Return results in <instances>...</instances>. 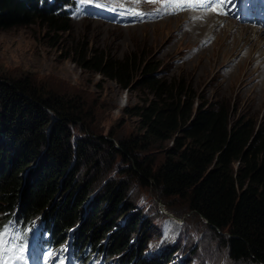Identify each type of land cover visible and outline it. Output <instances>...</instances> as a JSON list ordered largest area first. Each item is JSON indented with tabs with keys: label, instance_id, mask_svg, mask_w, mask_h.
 I'll return each instance as SVG.
<instances>
[{
	"label": "trees",
	"instance_id": "16d2710c",
	"mask_svg": "<svg viewBox=\"0 0 264 264\" xmlns=\"http://www.w3.org/2000/svg\"><path fill=\"white\" fill-rule=\"evenodd\" d=\"M75 4L76 0H0V29L40 20L64 31L69 29L67 6ZM91 53L89 56L80 50L77 64L125 89L131 87L134 74L141 68L140 82L151 98L126 111L140 117L143 132L117 140L95 134L73 143L70 125L82 119L79 103L65 95L44 97L33 82L27 81L24 86L30 91L32 86L34 96H38L35 102L28 98L17 103V97L0 101V117H9L7 126L0 124V137L6 143L4 148L0 146V215L1 225H14L19 236L13 248L21 244L27 248L29 229L42 219L49 234L46 247L59 248L68 232H73L70 250L76 263H86L94 253H101L105 261L117 257V264L172 261L175 247L171 250L169 245L156 258L143 256L146 239L133 238L141 217L132 212L127 217L119 215L124 204L129 211L136 208L134 203H124L126 182L118 186L112 183L99 200L93 197L92 212L83 219L90 180L98 177L78 184L60 181L72 167L77 165L78 172L80 164L89 161L97 174L96 156H102L103 161L120 157L141 185L153 187L163 199L180 197L210 229L224 233L233 260L264 264V126L251 114L231 111L221 104L206 107L198 103L195 107V97L183 80L162 78L156 72L157 65L148 62L143 66L136 52L122 59L103 50ZM166 141L172 144L163 148L162 160L152 154L141 156L156 145L163 147ZM10 144L22 151L14 156V164L10 163ZM40 155L45 164L26 180V167ZM63 188L67 195L58 202L56 194Z\"/></svg>",
	"mask_w": 264,
	"mask_h": 264
},
{
	"label": "rangeland",
	"instance_id": "374dc122",
	"mask_svg": "<svg viewBox=\"0 0 264 264\" xmlns=\"http://www.w3.org/2000/svg\"><path fill=\"white\" fill-rule=\"evenodd\" d=\"M165 2L166 0H139V3L133 4L131 0H91V3L85 6L80 0H76L75 6H67L70 11L67 30H55L40 20L12 29H0V101H13L17 97V103L27 101L28 98H33L29 102H35L38 96H34V88L29 87L30 91L24 86L33 82L37 91L44 97L51 94L65 95L67 100L80 104L83 110L82 119L70 125L73 143L95 134L113 136L116 140L134 138L143 132L141 119L126 110L148 103L151 98L148 89L140 82L141 68L134 74L135 80L131 87L125 89L111 78L91 69L81 68L76 60L80 58V50L89 56L93 50H103L120 59L136 52L143 66L148 62L156 64V72L162 78L183 80L195 97V107L198 103L206 104V107L221 104L229 107L231 111L251 114L253 120L264 126V93H257L251 85L253 83L249 82L251 78L245 80V77L237 72L228 75L233 68L232 64L225 66L227 62L220 64L217 59L216 53L224 50L223 37L218 38L221 40L211 48L212 50L208 46L210 50L202 55L196 54L201 51L202 46L212 44V36H205L206 38L197 45L185 49L188 39L181 37L184 28L172 31L173 36L170 39L173 25L170 26V21L160 22L163 18L159 16L156 7L166 5ZM124 3L127 6L132 4L130 9L141 15H133L131 11L121 7ZM188 8L195 16L204 19V16L197 13L198 9L205 8L197 5ZM172 11L171 13L176 12ZM193 14L187 13V16L193 18ZM107 17L114 18V21L121 17L125 24L114 25V21L111 22ZM230 19L238 24L233 18ZM223 23L224 21L221 25ZM228 43L229 39L225 44ZM182 53H185V57L179 59ZM0 118L1 126H7L9 117ZM55 118L53 117V120ZM54 123L58 124L57 121ZM3 140L0 137L2 148L6 146ZM171 144L172 141H166L163 147L156 145L146 152H141V156L152 154L157 160H162L165 155L163 148ZM8 147L13 148L10 163L14 164V156L21 155L22 151L18 145L10 144ZM42 152L44 153V150ZM42 156L30 160L23 173L26 180L31 179L35 170L45 164ZM96 158L99 161V176L98 172H93L89 161L80 164L78 172L79 167L75 165L60 180L63 184L70 181L78 184L88 182L93 176L98 177L94 181L90 180L92 185L86 198L83 219L89 217L92 212L90 201L93 197L95 201L99 200L108 186L112 183L118 186L124 181L127 183L128 194L124 203H134L136 208L129 211L123 208L124 204L119 215L127 217L132 212L131 215L137 213V216L141 217V223L133 238L146 239L143 256L156 258L163 255L161 251H165L169 245L171 250L174 247L175 249L172 261L168 264H253L233 260L225 245L224 233H216L210 229L197 214L189 210L187 203L180 197L163 199L153 187L141 185L129 174V164L120 157L113 161H103L102 156ZM66 195L63 188L57 192L55 199L59 202ZM1 220L2 215L0 225ZM41 225L42 219L35 221L38 229ZM46 234L45 231L42 232L43 237ZM72 234L73 232L69 231L66 242L57 249L43 248V261L41 255L34 252L22 256V259L18 258L15 262L9 259L7 254L4 259L8 260L9 264H63L62 259L53 260L65 253L66 257H61L70 264L67 257L70 247L73 246ZM19 254V250L15 249L14 256ZM91 257L100 259L102 254L94 253ZM107 262L117 264V257Z\"/></svg>",
	"mask_w": 264,
	"mask_h": 264
},
{
	"label": "bare ground",
	"instance_id": "6f19581e",
	"mask_svg": "<svg viewBox=\"0 0 264 264\" xmlns=\"http://www.w3.org/2000/svg\"><path fill=\"white\" fill-rule=\"evenodd\" d=\"M84 5L87 6L86 4ZM132 6V4H129V6L125 5V3L123 4V7L127 10H130ZM156 9L159 12V16H162L161 18H163L160 22L164 23L170 21V26L171 24L173 25V27H171L173 29H171L170 39L173 36L172 31L179 30L182 27L184 28L181 37H186L188 39V45L185 46V49L197 45L202 39H204L205 36L213 37V41H210L212 44L207 46L201 45V51L196 55H202L211 48H214L221 40H218V38L223 37L222 45H224V50L216 53L219 63L222 64V62H227L225 66L232 64L231 66H233V68L230 69L228 75H232L233 73L237 72V74L245 77V80L251 78L249 82L253 83L251 85L257 90V93H259V95L264 93V24L257 26L250 20L243 21L240 18L241 16L236 12L228 8L225 11L223 7H220L219 11L198 9L197 14L204 16V19H200L195 16V14L192 13L193 11L191 12L189 10L188 6L184 7L183 9H176L175 13H171L172 10L167 9L166 5L157 6ZM187 13H191L195 17L189 18ZM230 18H233L238 22V24L231 22ZM107 19L111 22L114 21V18L111 17H107ZM158 19L159 18H157V20ZM121 20L122 18L118 17L112 24L124 25L125 22ZM223 21L224 23L221 25ZM258 33H260V35ZM228 39L230 40V43L225 44ZM184 57L185 53H182L179 56V59H184ZM227 79L229 81V76H227Z\"/></svg>",
	"mask_w": 264,
	"mask_h": 264
},
{
	"label": "snow or ice",
	"instance_id": "6c2138e0",
	"mask_svg": "<svg viewBox=\"0 0 264 264\" xmlns=\"http://www.w3.org/2000/svg\"><path fill=\"white\" fill-rule=\"evenodd\" d=\"M82 4L91 3V0H80ZM231 0H166V7L169 10L183 9L186 6L197 5L205 9L212 11H219L225 3H229ZM131 3H139V0H131ZM101 6V5H98ZM123 5H121L122 7ZM129 11L135 15H141V13L130 9ZM226 14V13H223ZM19 239L18 234L14 231V225H0V264H9L8 260L4 259V255L12 250L13 247H17L16 241ZM19 251L23 253L24 245L21 244L18 246ZM51 256V253H49ZM22 259L23 257H19Z\"/></svg>",
	"mask_w": 264,
	"mask_h": 264
}]
</instances>
